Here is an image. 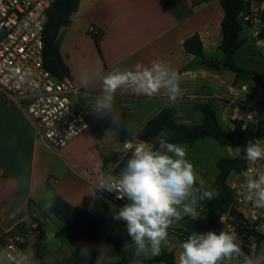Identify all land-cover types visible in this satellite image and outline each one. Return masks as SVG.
<instances>
[{
	"label": "crops",
	"instance_id": "1",
	"mask_svg": "<svg viewBox=\"0 0 264 264\" xmlns=\"http://www.w3.org/2000/svg\"><path fill=\"white\" fill-rule=\"evenodd\" d=\"M243 1L253 7L264 2ZM224 16L222 0L81 1L78 11L58 40L69 77L76 85L80 87L79 77L85 69L99 68L106 74L115 68L131 70L138 64L150 66L153 61H162L179 72L182 96L171 103L163 90L152 97L136 95L130 90H118L114 108L122 124L117 126L111 122V117L101 119L91 109L101 92L99 83L87 90L82 88L74 104L85 113L90 128L66 147L54 151L38 138L34 123L22 106L0 92V246H3L5 233L16 231L21 224L29 226L36 223L45 234L44 245L51 259L61 260L59 256L62 254L68 258L79 255L80 248L88 243L81 240L72 244L66 238L58 237L60 231L70 232L56 224L53 220L56 217L45 207V195L58 193L78 209L88 211L97 208L107 217L94 249L98 254L100 246L105 245L110 247L112 255L111 238L116 234L130 236L125 223L113 219L114 210L126 202H113L90 187L105 170V155L123 156L125 141L135 142L137 134L148 121L166 108L177 111L176 117L180 123L194 124L198 112L194 106L212 101L217 106L221 123L229 130L234 129L236 120L245 122L246 113L264 110V91L255 80L240 81L235 86L236 74L222 70V55L218 49L223 42ZM242 25L240 39L244 44L235 53V63L240 68L258 72L246 64L257 61V55L264 59V41L258 38L261 26L257 22H242ZM90 27L96 28L97 33L90 35ZM194 35H198L202 41L205 60L221 61L219 71L202 67L204 60L199 61L185 50V41ZM246 46L251 50V55L238 61L237 55ZM251 81L256 85L250 86ZM163 135L166 138V134ZM160 138L161 135L156 141ZM207 140L214 141L205 138L197 142ZM225 149L230 157L239 153L237 149ZM199 172L201 178H207L201 169ZM18 177L23 179L25 188L17 187ZM29 183L31 187H27ZM204 205L197 208V212H201L198 217L204 216ZM237 209L248 223L252 222L250 210ZM49 224H53L55 230H49ZM174 233L184 241L188 235L182 238V234L190 235L191 231L178 226ZM55 238L65 239L74 245L75 250L71 251L62 242H56L54 247L48 246L46 241ZM124 242L131 243L123 241L121 249ZM242 243L244 250L257 260V264H264L261 258L264 256V244L258 247L256 239L253 241L248 233ZM164 250L173 253L176 261L180 245L161 248L160 254ZM91 259L92 254L87 264Z\"/></svg>",
	"mask_w": 264,
	"mask_h": 264
},
{
	"label": "clouds",
	"instance_id": "2",
	"mask_svg": "<svg viewBox=\"0 0 264 264\" xmlns=\"http://www.w3.org/2000/svg\"><path fill=\"white\" fill-rule=\"evenodd\" d=\"M96 83H99L101 92L91 109L101 119L111 117V122L117 126L122 124L114 108L118 90H130L148 97L163 90L171 103L182 96L179 72L162 61H153L150 66L138 64L131 70L115 68L106 74L99 68L81 72V88L87 90ZM123 126L126 127L124 123ZM125 146L131 148V154L124 167L117 173L105 169L90 187L95 192L115 193L116 199H126L122 207L114 210L113 219L124 222L131 237L133 247L129 264H141L144 259L160 254L162 245L168 242L173 223L185 216L197 218V208L202 202L211 201L218 193L187 159L186 147L169 142L163 133L157 144L140 143L131 147L125 141ZM243 151L244 159L252 164L264 161V140L249 141ZM17 187H26L21 177L17 178ZM27 187H31V183ZM244 189L249 202L257 208H264V171L252 173L250 170L244 180ZM44 198L45 207L51 208L52 194H46ZM128 249L129 244H126L125 251ZM79 257L87 264L91 248L82 246ZM112 257L110 247L101 245L95 264H112ZM0 264H52V260L48 256L38 260L29 240L20 249L0 246ZM176 264H257V260L244 250L236 231L224 229L219 234L211 230L191 232L180 244Z\"/></svg>",
	"mask_w": 264,
	"mask_h": 264
},
{
	"label": "trees",
	"instance_id": "3",
	"mask_svg": "<svg viewBox=\"0 0 264 264\" xmlns=\"http://www.w3.org/2000/svg\"><path fill=\"white\" fill-rule=\"evenodd\" d=\"M82 0H56L49 10V18L45 26L44 40V62L45 67L56 78L62 79L69 76L68 66L65 64L59 51V42L57 40L58 32L61 26H68L72 16L78 11ZM250 6L249 2L243 0H222L224 9V20L222 23L223 42L218 52L222 55V70H229L236 74L235 86L240 81L255 80L264 91V75L245 68H240L235 63V53L244 44L240 39V33L243 30L242 22L239 18L240 13ZM261 31L258 38L264 41V15L262 16ZM185 50L194 55L199 61L206 59L203 44L198 35L188 38L184 43ZM202 67L210 69L201 63ZM194 109L203 115V120L199 124H184L177 119V111L174 108H166L158 113L154 118L148 121L145 128L136 136L135 143L153 142L157 144L156 139L161 133L166 134V140L178 144H186L190 147L200 140L210 138L225 148L241 149L236 157L222 158L218 161L219 174L214 181L204 180L215 189L218 193L211 201L204 205L203 217L189 219L186 229L195 232L215 231L217 222L223 213L229 212L234 218H245L235 207V198L229 184V178L234 173H242L245 169L243 160V148L254 138L264 136V118L260 119L257 124H248L244 128L245 122L236 120L234 129H227L220 121L217 106L214 102L199 103ZM130 154L123 156L110 154L104 156V169H108L113 173H117L124 167L126 160ZM53 205L49 208L50 213L56 217L70 233L60 231L58 237L66 238L70 243L76 244L81 240L88 243L91 248L92 259L88 264H95L97 253L94 249L95 243L100 238V228L107 223V217L97 208L91 210H81L69 202L61 195L55 193L52 196ZM253 224L247 222L246 231L252 235L259 247L264 244V235L257 232ZM26 225L21 224L16 231L25 229ZM40 234L38 236L39 244L33 246L35 256L38 260H42L48 256V250L44 245L45 234L38 226ZM183 230V229H180ZM188 234H182V238ZM123 241H131L130 237L122 234H116L111 238V247L113 253L119 258L117 262L112 264H129L130 257H127L121 249ZM52 264H66L61 260L51 259ZM141 264H176L173 253L163 251L155 257L144 259Z\"/></svg>",
	"mask_w": 264,
	"mask_h": 264
},
{
	"label": "built area",
	"instance_id": "4",
	"mask_svg": "<svg viewBox=\"0 0 264 264\" xmlns=\"http://www.w3.org/2000/svg\"><path fill=\"white\" fill-rule=\"evenodd\" d=\"M56 0H0V92L9 100L22 106L27 116L36 127L38 138L49 149L57 151L66 147L73 140L85 133L90 124L85 113L72 101L82 93V88L69 77L56 78L45 67L44 50L45 26L49 18V10ZM264 2L257 6L246 7L239 15L242 22L262 25ZM97 33L96 28L90 27L89 34ZM264 118V110L248 112L244 128L248 124H257ZM264 140L254 138L252 141ZM131 147L140 143L151 142L127 141ZM124 155L131 154V148L123 145ZM241 149H239L240 153ZM238 153V154H239ZM236 157V156H235ZM245 169L243 181L233 182L230 187L235 198V207L242 205L250 207L254 229L264 235V208H257L245 198V177L257 171H264V161L252 164L244 159ZM118 204H124L126 199H116L115 193H100ZM246 215L247 213L244 212ZM247 216V215H246ZM245 218V217H244ZM246 220V218H245ZM247 220L234 218L229 212L223 213L217 222L215 232L234 230L241 241L245 240ZM40 231L33 223L20 231H9L4 234L3 246L20 249L30 240L32 246L39 244Z\"/></svg>",
	"mask_w": 264,
	"mask_h": 264
},
{
	"label": "rangeland",
	"instance_id": "5",
	"mask_svg": "<svg viewBox=\"0 0 264 264\" xmlns=\"http://www.w3.org/2000/svg\"><path fill=\"white\" fill-rule=\"evenodd\" d=\"M247 34V33H244ZM248 54L251 55V50L249 49L248 46H246L245 48L242 49V51L237 55L238 61L240 60H244L246 58H248ZM257 61H251L249 63H247L246 65H249L250 67L256 69L259 73H263L264 72V59H262L259 55H257ZM250 86H255L256 82L251 81ZM76 99V97L72 98V101L74 102ZM196 121H194V124H198L202 121V114L199 112H196ZM182 146L186 147L187 150V159H189L195 166V169L197 170L198 173L199 169H201L202 172L206 173L207 176V180L208 181H214L216 179V177L219 174V167H218V161L222 158H228L230 157V155L227 153L225 147H222L219 145L218 142L216 141H200L197 142L194 147H190L188 145L185 144H180ZM234 153V151H233ZM243 176L242 175H234L232 174L229 178V184L233 183V182H241L243 181ZM209 201H204L202 202L201 205H204L206 203H208ZM241 210L244 211H249L250 207L248 205H242L241 206ZM200 216L201 212H198ZM186 218L189 216H185ZM183 217V218H185ZM55 220L56 224H58L63 230H66V227L60 223L59 221ZM250 220H252V217L250 218ZM252 226V225H251ZM178 228V226L173 223V225L170 227L169 229V236H168V242L167 244L162 245L161 248H165L166 246L169 245V247H175L181 244L182 240L179 237V235L177 233H174L175 230ZM48 229L49 230H55V226L53 224H49L48 225ZM249 238L251 237V239L253 241H255V238L248 234ZM56 242H62L63 244H65L68 248L70 249H74L72 246V244H70L68 241H66L65 239H60V238H55L52 240H47L46 243L48 246L50 247H54L56 245ZM129 244V249L127 251H125V245ZM133 247V245H131V243L129 242H124L123 243V251L127 256H130L131 253V248ZM64 254H62L61 257V261L65 262L66 264H84V262L80 259L79 255L74 254L73 257L68 258L67 256H63ZM113 257H112V261L116 262L118 261V257L116 255H114L112 253Z\"/></svg>",
	"mask_w": 264,
	"mask_h": 264
},
{
	"label": "water",
	"instance_id": "6",
	"mask_svg": "<svg viewBox=\"0 0 264 264\" xmlns=\"http://www.w3.org/2000/svg\"><path fill=\"white\" fill-rule=\"evenodd\" d=\"M66 26H61L58 32L57 40L61 37L63 31L65 30ZM203 64L208 66L209 68L219 71L221 69V61L220 60H204ZM188 218H182L178 223H175L180 228H186L188 224Z\"/></svg>",
	"mask_w": 264,
	"mask_h": 264
}]
</instances>
